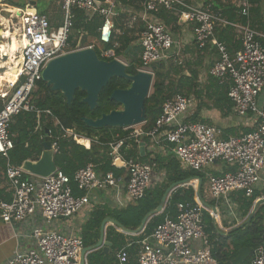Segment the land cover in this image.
Listing matches in <instances>:
<instances>
[{
    "label": "built area",
    "instance_id": "obj_1",
    "mask_svg": "<svg viewBox=\"0 0 264 264\" xmlns=\"http://www.w3.org/2000/svg\"><path fill=\"white\" fill-rule=\"evenodd\" d=\"M61 7V23L53 27L47 15L20 11L19 33L23 45L19 50L21 62L13 67L16 81L4 86L0 94V157L6 160L4 176L11 200L0 203V220L6 224L24 222L39 215L47 224L57 220H69L90 205L89 194L95 191L122 190L121 181L112 172L100 174L93 164L78 169L73 183L81 195L74 196L70 179L58 169L46 178H38L27 173L23 167L10 164L9 152L13 142L9 132L13 118L20 113H35L37 116L51 117L50 110L41 111L32 103L37 91L42 71L47 64L67 53L83 49L81 38L71 41L74 20L77 13L86 19L97 16L100 26L97 29V43L107 45L112 41L116 27L114 10L120 0H52ZM240 17L249 16V0H233ZM143 24L138 34L141 47V68L150 71L153 64L170 59L174 41L169 29L158 19L162 11L172 14L180 25H190L195 45L202 49L208 44L216 47L218 58L209 69V75L220 84L229 83L227 98L234 113L239 118L251 115L254 118L253 132L236 137L222 138L218 128L200 122L187 121L191 100L176 95L163 102L161 113L151 129L142 130L144 123L123 129L128 134L108 143L112 162L120 159L126 172L125 195L130 202L144 198L152 187L151 178L157 169L154 161L141 162L138 159L124 158L119 149L126 142H138L142 137L150 140L153 148L163 144L171 146V153L183 170L203 172L219 162L231 168L223 175H208V191L219 210H230L232 218L239 224L230 201L233 195L244 198L253 195L264 169V99L258 103L259 93L264 88V47L260 36L248 23L226 22L213 13L210 4H191L187 0H140ZM217 23L233 29L240 37L241 48L233 56L229 55L224 44L215 41ZM74 46V49H72ZM94 46H88L93 48ZM18 56V53H17ZM14 56L15 58L17 57ZM103 59L114 58L112 51L101 53ZM0 59H8L0 54ZM3 72V69H0ZM54 125L58 122L53 118ZM135 127V126H134ZM49 134V132L47 131ZM76 143L78 136L65 131ZM90 145V140H88ZM85 147V146H84ZM57 153L56 143L51 144ZM89 149L90 146L85 147ZM193 188L197 180L190 181ZM220 208V209H219ZM207 211L214 219L211 210L204 207L200 199L194 205L178 204L175 219L166 216L151 235L138 241L135 264H217L211 254L212 245L205 231L203 212ZM219 219V218H218ZM30 238L33 248L16 250L4 264H81L83 246L80 237L66 236L55 231L34 228ZM118 264L128 263V254L123 249L116 254ZM84 264H87L86 257ZM250 264H264V240L251 253Z\"/></svg>",
    "mask_w": 264,
    "mask_h": 264
},
{
    "label": "trees",
    "instance_id": "obj_2",
    "mask_svg": "<svg viewBox=\"0 0 264 264\" xmlns=\"http://www.w3.org/2000/svg\"><path fill=\"white\" fill-rule=\"evenodd\" d=\"M0 1H2L4 5H7V7L12 8H24L27 6L25 4L17 5L9 0L6 2L3 0ZM122 3L133 7L139 4L140 0H122ZM210 10L213 13L219 14L222 19L228 22L234 23L243 20L238 14V9L230 4L221 5L220 8L211 6ZM158 19L163 21L167 28L171 23L177 22L175 16L164 11L158 14ZM99 26L100 20L97 16H93L88 20L82 14H76L73 31L80 36V46L82 48L88 46V40H97V29ZM121 28L122 25L120 26V29ZM228 29L231 28L229 27ZM120 31L118 35L116 33L113 35L112 41L109 44L103 45V50L96 47L93 48L98 58L101 60H113V58H101V53L105 51H112L114 58L123 57L126 65V73L133 76L136 75L141 68V47L138 43L139 29H121ZM128 47H130V50L125 55L124 52ZM72 49H74V46H72ZM165 64L166 62H159L150 67V71L153 74V84L149 97L145 101L143 131L152 128L161 113V106L165 100L176 95L186 97V94L183 93V86L181 85L183 78H180L179 85L170 81V70H167L168 66ZM174 72L180 73L176 70ZM37 84L38 88L33 95L32 103L41 111L50 110L53 118L58 122V125H54L53 118L45 115L37 116L35 113H20L14 117L9 129L13 142V149L8 154L10 164L21 167L26 161H38L43 151L42 145L44 141L47 140L50 144L56 143L57 153L54 154L53 161L57 169L69 177L74 196L81 195V193L73 183V176L78 169L87 164H93L96 171L100 174L112 172L117 180L125 184V169L116 168L112 165L108 143L115 141L117 137H125L128 132L118 128H89L82 122V118L95 120L100 118L103 114L120 110L121 106L115 101L110 100V96L116 89L129 88L130 82L124 79L112 78L101 90L98 96L97 106L94 110H89L87 104L82 102L83 98L86 96L85 92L76 90L71 104H67L60 92L51 91L42 81H39ZM227 92L228 89L222 94L219 101L223 106H226V110H230L232 104L227 98ZM215 103L217 105L218 102L216 101ZM195 116L190 120L193 123L196 121ZM46 131H48L49 134ZM65 131H72L79 139L90 140V148L86 149L84 146L76 143L72 137H68L65 134ZM222 138L225 139L227 136L223 134ZM146 139L145 137L141 138V140L144 141ZM127 146L130 148L128 149ZM134 148H136V143L129 141L119 149V152L124 158L137 159L135 153L136 149L134 150ZM138 160L141 162H148L149 159L138 158ZM0 161L4 169L6 160L0 157ZM150 161H154L158 169L165 170L164 180H162L160 184L151 187L146 192L144 198L137 202H131L126 208L110 212H104L102 210L91 212L88 220L81 228L80 238L84 247L94 246L97 243L100 236V225L106 217H110L127 230L134 231L137 229L143 218L159 206L165 190L173 183H182L194 178H200L202 183L199 191V198L209 206L216 207L210 195L206 193L208 186L206 188V184L204 185L206 178L204 174L201 172L183 170L179 162L173 160L172 157L167 160L156 157L154 160ZM195 196V190L189 185L177 188L172 192L164 206V210L160 214L151 217L146 223L143 232L136 236H127L119 232L118 228L109 226L105 232V239L112 244L110 253L104 254L101 249L93 251L86 257L87 264H117L115 253L126 248L128 240L134 243L151 235L154 229L163 222L166 216L172 219L176 218L178 204L194 205L196 201ZM260 198L261 194L257 191H254L250 198H244L238 195L235 202L237 203L239 217L242 222L237 226H229V228H226L224 231L218 228L209 212H203L205 231L213 247L211 254L217 263L232 260L242 248H249L253 251L263 242L264 204L259 206L252 219L240 228V225L249 217L256 200ZM217 220L219 219L217 218ZM135 251V245L126 249L128 253H134ZM250 260L251 256L242 264H250Z\"/></svg>",
    "mask_w": 264,
    "mask_h": 264
},
{
    "label": "crops",
    "instance_id": "obj_3",
    "mask_svg": "<svg viewBox=\"0 0 264 264\" xmlns=\"http://www.w3.org/2000/svg\"><path fill=\"white\" fill-rule=\"evenodd\" d=\"M232 1L233 0H188V2L191 4H198V3L207 4L208 3L211 6H217L218 8H220L221 5H226V4H230L231 6H234ZM116 8H117V11L114 13V19H113L115 27H116L115 32L117 33L120 31L119 28L124 18H127V21L132 18L133 21H137L138 23L137 29H139L138 31V34H139L143 28V24L140 21V17L142 15V9H141L140 3L131 7L127 4H123L122 0H120L119 7H116ZM30 9L36 12L35 8L31 7ZM11 10H15V9L7 8L6 11L12 14L10 12ZM221 20L228 22L227 20L222 19V18ZM237 22L241 24L248 23L249 26L255 32L259 34L260 43L264 47V0H249L248 18L247 19L243 18L242 21H237ZM217 24L218 25L216 26L215 33H214V39L215 41L224 44L229 55L233 56L241 48L240 37L233 29H228L229 28L228 26H223V24L221 23H217ZM168 29L172 35L174 45H173L172 50L170 51V59L166 61L165 65L168 66L167 70H170L169 71L170 81H172L173 83H176V85H179L180 78H183L181 81V85L183 86V93L186 94V98H189L191 100V106L189 107V110L186 115L187 121L192 122L190 121L191 118L196 115L195 122L204 123L209 126L218 128L222 131L224 136L226 135L227 137H230V136L236 137L241 134L253 132L255 125H254V118L251 115L244 117V118H239L234 113L232 105L230 107V110H226V106H223L219 101L220 97H222V94H224V92H226V90L228 89L229 83L225 82L223 84H220L218 81L210 77L208 73L209 69L215 63L216 59L218 58L216 47L212 44H208L203 49H199L194 43L193 35H192V28L190 25H180L176 22V23H171ZM15 35L16 34H13L12 37L15 38ZM19 42H20V39H19ZM5 44L7 46V43ZM7 47L10 50V58L12 62H16L18 65L19 62L17 61L19 57L18 56L16 58L14 57L15 55H17V51H16L17 48L14 45L7 46ZM7 61L4 62V60L0 59V62H1L0 69L5 68L4 65H9V66H11V64L14 65L13 63H7ZM175 70L179 71L180 73L174 72ZM1 88L2 86H0V89ZM263 99H264V88L258 95V98H257L258 103H261ZM216 101L218 102L217 105L215 103ZM80 140L81 141H78L80 145L90 146L87 139H84V140H87L86 142H83L82 139ZM127 148L129 149L130 147L127 146ZM140 148L143 149L142 152H140ZM134 150H135L137 159L138 158H148L149 159L148 162L150 160H154L156 157L161 158L162 160H167L170 157H172L173 160L177 161L174 158L173 154L171 153V146L163 144V147L161 148H153L151 146V142L149 139H146L145 141L139 140L138 142H136V148H134ZM5 166H6V163H5ZM4 172H5V168L4 169L2 168L1 161H0V203H6L9 200H11V196L8 190L9 188H8L5 176H4ZM230 172H231V168L225 166L224 164L217 162L213 164L212 166L206 168L202 172V174H204L205 177L207 178L208 175L210 174L211 175H223V174H228ZM164 178H165V170H160L157 167V169L153 172V175L151 178V186L153 187V186H156L157 184H160L162 180H164ZM195 179L197 180V184H198V179L200 178H195ZM191 180L185 181L186 183L182 182L179 187H183L187 185L191 186L190 185ZM121 183H122L121 184L122 190L117 194V196L114 190H111V189H108L105 191H99V192L98 191L91 192L89 194L90 205L85 210H83L78 215H76L75 217L69 220H57V221H53L47 224L43 221V219L39 215H36L33 218H30L24 222H13L10 224H6L0 220V264H4L10 257H12L13 253L16 250L26 251V250L33 248L34 245L30 238V235L34 228L41 227L46 231H55V232L64 234L66 236L75 235V236L80 237L81 228L83 227L85 222L88 220L91 212L95 210H102L104 212L105 211L110 212L113 210L126 208L131 202L128 201L125 195V184H123V182ZM200 188H201V185H200ZM176 189H174L172 192H174ZM193 189L195 190V194H196L195 199H200L196 193L197 186L196 188H193ZM254 191L259 192L261 194V198H264V169L262 171L260 181L256 185ZM172 192H170V194L168 195L167 201L170 198ZM237 196L238 195L231 196L230 201L236 204L232 206V209L234 208L233 209L234 214L239 217L238 206H237V203L235 202L237 199ZM230 212L231 211L228 209L223 210V215H224L223 217H225L224 219H226L227 223H225V226L223 227L224 229L222 228V230L229 228V226L238 225L237 222L232 218L233 215H231ZM221 213H222L221 210H219V213H218L219 220L221 217ZM106 218H110V217H106ZM146 223L144 225V228L146 226ZM109 226H113V225L107 223L104 226V241L105 242H108L105 239V232ZM143 230L140 233H142ZM118 231L121 232L119 228H118ZM125 235L136 236L133 234H130V235L125 234ZM137 243L138 241L134 243L129 240L127 241V246L126 248H124L125 251L127 248L131 247L132 245L136 246V251L134 253L127 252L128 254L127 264L136 263V260H137L136 253L139 248ZM110 248H108L107 250H104V247H103V248L95 249L93 251L101 249L104 254H109ZM119 251L115 253V259L117 261V264H118V260L116 258V254Z\"/></svg>",
    "mask_w": 264,
    "mask_h": 264
},
{
    "label": "water",
    "instance_id": "obj_4",
    "mask_svg": "<svg viewBox=\"0 0 264 264\" xmlns=\"http://www.w3.org/2000/svg\"><path fill=\"white\" fill-rule=\"evenodd\" d=\"M30 7L35 8L37 0H29ZM18 15H20L18 13ZM130 47L126 49V55ZM112 78L124 79L130 82L127 89H116L112 92L110 100L115 101L121 106L120 110L111 111L108 114L101 115L98 119L82 118V122L89 128H118L127 129L144 123L145 120V101L149 97L152 84L153 74L148 71H138L136 75H128L126 73V65L117 59L105 61L98 58L93 48L81 49L78 51L67 53L50 61L42 71L41 80L46 84L51 91H58L62 94L67 104H71L76 90L85 92L86 96L82 102L87 104L89 110H94L97 106L98 96L101 90L108 84ZM47 132V131H46ZM43 151L36 162L26 161L22 167L30 175L38 178H46L53 174L57 167L53 161V150L51 144L45 140ZM143 149L140 148V152ZM116 168H123V162L116 159L112 162ZM186 183V182H184ZM181 183L171 184L164 192L159 206L149 212L142 220L140 226L129 231L119 225L110 218H105L100 225V236L98 242L94 246L85 247L82 250L81 264H84V258L95 249L103 248L107 250L111 247V243L104 241V226L109 223L124 233V234H139L147 220L151 217L160 214L167 202L168 195L174 189L178 188ZM201 180L198 179L196 193L199 196ZM264 204V198L256 200L247 220L240 225L242 228L246 225L256 213L259 206ZM205 208L211 210L214 219L217 216V210L213 206H209L203 202ZM251 255V250L242 248L238 251L237 256L227 262H218L217 264H241Z\"/></svg>",
    "mask_w": 264,
    "mask_h": 264
},
{
    "label": "rangeland",
    "instance_id": "obj_5",
    "mask_svg": "<svg viewBox=\"0 0 264 264\" xmlns=\"http://www.w3.org/2000/svg\"><path fill=\"white\" fill-rule=\"evenodd\" d=\"M4 2L8 1V0H3ZM10 2H13L17 5H27L26 7L24 8H14L15 10H19V11H25L30 9L31 7L29 6L28 4V1L29 0H9ZM2 1H0V15L3 19H6V20H10V27L8 26V31L10 34H16L15 35V38H9L7 40H5V43H7V46H15L16 48H18V45L20 44L19 42V39H20V33L17 31H19L18 27H19V23H20V20L19 19H16V15H13V14H10L8 13L6 10L7 8H12V7H7V5H4ZM35 9H36V12L39 13V14H43V15H47L53 25V27H56L57 25H59L61 23V7L60 5H58L56 2L52 1V0H37V4L35 6ZM32 12H34L33 10H31ZM117 11V8L114 10V13ZM18 17V16H17ZM130 19V18H129ZM137 21H133L132 18L130 20L127 21V18H124L121 25H122V28L121 29H125V30H130V29H135L137 30ZM120 29V28H119ZM120 29V30H121ZM121 31L119 32H115L117 35L120 33ZM78 38V35L75 33V31H72V34H71V41H75L76 39ZM78 40V39H77ZM94 46L96 48H99L100 50H103L104 46L100 43H97L95 40H88V46ZM85 47L83 49H86L88 48ZM94 49V48H93ZM17 56V55H16ZM8 59H5L4 62H6ZM118 61L122 62L123 64H125V60L123 57H119L117 59ZM0 73H2V71H0ZM151 92V91H150ZM139 128L138 126H135L133 127L132 130H135ZM80 141V140H78ZM79 144V143H78ZM85 148V147H84ZM211 175V174H210ZM206 184V188L208 186V180L207 178H205V183L204 185ZM206 193L209 194L208 190H206ZM234 209V208H233ZM232 209V210H233ZM234 211V210H233ZM223 213H221V217H220V220H217L215 219V223L216 225L218 226V228L221 230V231H224L222 230V228L225 226V223H227L226 219H224L225 217H223ZM242 221L239 222V224L241 223ZM238 224V225H239ZM224 229V228H223Z\"/></svg>",
    "mask_w": 264,
    "mask_h": 264
},
{
    "label": "bare ground",
    "instance_id": "obj_6",
    "mask_svg": "<svg viewBox=\"0 0 264 264\" xmlns=\"http://www.w3.org/2000/svg\"><path fill=\"white\" fill-rule=\"evenodd\" d=\"M10 12L13 15H16V17L17 16L19 17V15H18V13L20 14L19 11H17V10H11ZM26 12L28 14H32L33 13L31 11V9L26 10ZM10 25H11L10 20L7 21L6 19H3L1 17V15H0V54L1 55L5 54L6 56H8L7 63H13L14 66H17V63L16 62H12V60L10 58V50H9V48L5 44V40L6 39H9L11 36H13V34H10L9 31H8V26L10 27ZM11 38H13V37H11ZM22 42L23 41H21V39H20V44L18 45V48L16 50L17 53H18V57H19V50H20L21 46L23 45ZM17 62H19V63L21 62L20 57H19V59H18ZM0 65H1V62H0ZM4 67H5V68H3L4 71L2 73H0V86H2V88L0 89V94L3 91V88H4V86L6 84H8V83H14L16 81V73L14 72V70L12 69V67L9 66V65H4ZM78 140H80V139H78ZM82 140H83V142H86L87 141V140H84V139H82Z\"/></svg>",
    "mask_w": 264,
    "mask_h": 264
}]
</instances>
